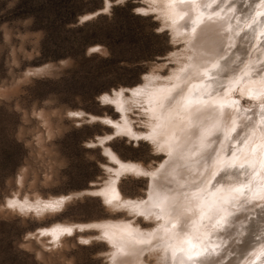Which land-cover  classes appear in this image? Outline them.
I'll list each match as a JSON object with an SVG mask.
<instances>
[{
  "label": "rangeland",
  "instance_id": "1",
  "mask_svg": "<svg viewBox=\"0 0 264 264\" xmlns=\"http://www.w3.org/2000/svg\"><path fill=\"white\" fill-rule=\"evenodd\" d=\"M115 2L0 0V264H113L116 245L93 223L125 219L141 230L157 227L127 208L120 214L97 191L120 170L108 148L149 170L168 159L152 141L150 152L142 146L145 135H131L108 121L123 123L125 116L106 94L124 90L130 97L131 89L144 85L152 72L167 79L187 62V45L155 8L156 0L144 8L155 15L153 21L129 7L114 8ZM224 2L219 0L223 4L217 8L232 4L231 43L210 66L215 85L223 89L230 84V93L246 109L236 111L241 122L250 113L264 119L259 114L264 112V0ZM203 21L198 16L190 25L195 31ZM251 76L256 83L250 87L253 81L246 79ZM132 104L127 111L131 127L149 134L147 114ZM109 137L116 141L114 148ZM257 169L244 165L231 173L245 178ZM150 182L149 174L123 171L119 187L125 197L146 199ZM57 196H66L57 208L13 204ZM259 204L264 202L256 203L257 212ZM256 211L247 216L251 224L259 219ZM56 224L77 226L57 239L43 232ZM257 226L254 234L247 229L250 246L236 253L232 264H256L264 257V224ZM145 254L148 263H157L156 256Z\"/></svg>",
  "mask_w": 264,
  "mask_h": 264
},
{
  "label": "bare ground",
  "instance_id": "2",
  "mask_svg": "<svg viewBox=\"0 0 264 264\" xmlns=\"http://www.w3.org/2000/svg\"><path fill=\"white\" fill-rule=\"evenodd\" d=\"M156 1L158 3L155 8L165 14V20L174 29V34L186 40L187 62L181 64L167 79H161L159 74L152 72L146 76L144 85L131 89L130 97L124 90L115 96L106 94V97L115 102L125 116L123 123L110 119L108 121L131 135L152 137L153 146L159 151L164 150L168 159L158 168L149 170L140 163L123 160L108 148L110 155L119 163L120 170L117 171V176H113L97 191L106 200L119 197L120 204L155 221L157 227L145 231L125 219L96 222L93 225L101 228L105 238L116 245L113 264H150L142 256L143 253L156 256V264H200L201 260L208 258L207 254H223L225 251L222 257L224 264L236 263V253L240 254L241 249L250 246L246 232L251 219L250 216V221L245 219L252 212L250 205L264 202L259 199L264 197V119H257L256 113H250L246 117L247 121L241 122L236 111L241 113L246 112V109L239 106V101L230 93V84L223 89L217 88L213 77L215 73L210 69V66L220 61L224 52L227 53L225 47L231 43V39L227 38L232 4L230 2L229 7L224 5L221 10L217 8L223 4H217L219 0ZM198 16L206 21L194 31L190 23ZM176 18L179 19L175 20ZM253 71L251 73L250 68L248 69L251 74ZM246 80L253 81L250 82V87L256 83L253 76ZM131 101L140 104V109L144 110L142 112L147 114L152 131L149 134L134 131L131 127L127 115L133 105ZM259 114L263 115L264 112ZM240 165H245L248 169L256 166L258 169L251 176L240 178V175L231 173L232 168ZM123 171L149 174L151 182L148 198L123 196L119 187ZM213 171L232 174L234 183L230 187L241 188L243 193L226 206L228 222H232L235 216H240L243 221V227L240 226V221L235 223L236 231L232 236L222 234L227 231L226 227L218 226L213 229L208 220V207L214 200L221 196L228 198L235 195L227 191L229 186H226L223 193H217L215 198H201L199 203L203 208V218L201 209L197 207L198 201L191 195L196 191L200 179L209 177ZM211 182L214 184L215 180ZM65 198L66 196H57L38 202L14 200L13 204L37 209L57 208ZM246 200L249 203H245ZM113 204L115 206L116 201ZM76 226L77 224H56L43 229V232L57 239L64 232L73 231ZM240 232L243 235L238 236ZM251 233L254 234V231ZM189 239L191 244L188 243ZM258 241L259 239L255 242ZM197 253L202 255L198 256ZM256 264H264V257L259 258Z\"/></svg>",
  "mask_w": 264,
  "mask_h": 264
},
{
  "label": "snow or ice",
  "instance_id": "3",
  "mask_svg": "<svg viewBox=\"0 0 264 264\" xmlns=\"http://www.w3.org/2000/svg\"><path fill=\"white\" fill-rule=\"evenodd\" d=\"M153 2L154 0H148L147 3H144L143 0H141V2L139 3H128L126 2V0H116V2L113 4V7L114 8L129 7L130 10L134 14H139L143 18L149 21H153L155 20V15L144 12V8L151 7ZM156 24H157L156 30H159L158 28L159 21H157ZM163 31H164L165 37L167 38V31L166 30H163ZM2 38H3V33L0 32V39ZM213 66L215 67L216 65H213ZM261 73H264V68L261 69ZM109 91H111V89H109ZM105 99L107 98L105 97ZM139 130L147 131V129L144 127H140ZM109 131H112V129L110 128ZM109 141H110V146L114 148L116 141H113L111 137H109ZM144 141L145 143L142 146L148 149L150 152L151 151L150 142L152 141V137H145ZM121 142H125V141L121 140ZM213 151H215V149H213ZM120 155L123 156L122 153H120ZM123 158L127 159V157H123ZM243 167H244L243 165H240L241 169ZM239 175L240 174L238 173L237 176ZM212 180H215L214 184L211 182ZM126 182L127 181H125V183ZM233 183H234V178L232 174L228 172L213 171L209 177H204L200 179L199 183L196 185V191L191 194L192 198L198 201L197 207L201 209V218H203V208L201 207V204L199 203V201H201V198L204 196H210V197L215 198L217 193H223L226 190V186H229L227 188V191L235 195H230L228 198H224L223 196H221L219 199L214 200L211 206L208 207V213H209L208 220H209L210 226L213 229H215L218 226L226 227L227 231L222 234L227 235V236H232V233L236 231V228L234 225L237 221H240V226L243 227V221H241L240 216H235L232 222H228L226 219V215H225V213L227 212L226 206L231 204L234 200L238 199L239 196L243 195L241 188L230 187ZM243 186L244 185H242V187ZM121 187H123V185ZM139 195H143V194L140 193ZM259 199L264 200V197H260ZM113 201H116L115 207L118 212H120V209H126L127 206L124 204H120L119 197L117 196H114L112 199L107 200L106 203L108 205H113ZM245 203H249V201L246 200ZM250 207L252 211H256V205H250ZM120 214H123V212H120ZM258 217H259L258 220L254 219L252 221V224L250 225V228H249L250 231L254 230L258 224H264V204H261L259 206ZM245 219H247V216L245 217ZM213 221H215V223H213ZM68 231H71V230H68ZM237 235L240 236V235H243V233L240 232ZM188 243L189 244L192 243L190 239L188 240ZM192 246L195 247V245H192ZM225 253L226 251L223 254ZM223 254L215 253V252L209 253L207 254L208 258L201 260L200 264H224V261L222 258ZM197 255L198 256L202 255V253H197Z\"/></svg>",
  "mask_w": 264,
  "mask_h": 264
}]
</instances>
